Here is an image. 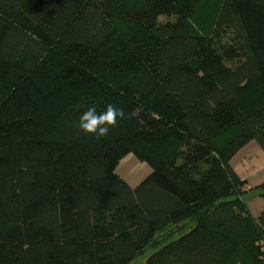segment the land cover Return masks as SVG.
Wrapping results in <instances>:
<instances>
[{"label": "trees", "instance_id": "1", "mask_svg": "<svg viewBox=\"0 0 264 264\" xmlns=\"http://www.w3.org/2000/svg\"><path fill=\"white\" fill-rule=\"evenodd\" d=\"M108 104L118 126L83 133ZM250 142L264 0H0V264H264L231 167ZM127 155L150 170L135 187Z\"/></svg>", "mask_w": 264, "mask_h": 264}, {"label": "crops", "instance_id": "2", "mask_svg": "<svg viewBox=\"0 0 264 264\" xmlns=\"http://www.w3.org/2000/svg\"><path fill=\"white\" fill-rule=\"evenodd\" d=\"M231 167L237 176L246 182L244 202L251 216L256 218L264 209V205L258 194L251 189L264 183V154L254 142H250L232 158ZM117 174L126 182L124 175ZM135 186L136 184L130 187Z\"/></svg>", "mask_w": 264, "mask_h": 264}, {"label": "clouds", "instance_id": "3", "mask_svg": "<svg viewBox=\"0 0 264 264\" xmlns=\"http://www.w3.org/2000/svg\"><path fill=\"white\" fill-rule=\"evenodd\" d=\"M123 115V110L113 104H108L102 112H98L95 107H88L80 115L79 128L89 136L106 137L110 130L118 126V118Z\"/></svg>", "mask_w": 264, "mask_h": 264}, {"label": "rangeland", "instance_id": "4", "mask_svg": "<svg viewBox=\"0 0 264 264\" xmlns=\"http://www.w3.org/2000/svg\"><path fill=\"white\" fill-rule=\"evenodd\" d=\"M116 171L117 173L124 175V177H126L127 179L126 182H128L127 184L129 186L135 184L137 185L142 179H144L150 173L149 168L146 165L139 163L133 157V155H127L122 161H120ZM178 231L179 230L177 228L171 227L169 230L167 228L163 233H161L158 236V240L166 241L168 240V234H176L178 233ZM151 253H152L151 249H146L140 257L136 258L132 262V264H144L145 258L149 256Z\"/></svg>", "mask_w": 264, "mask_h": 264}]
</instances>
